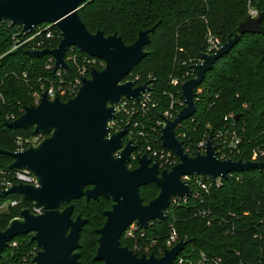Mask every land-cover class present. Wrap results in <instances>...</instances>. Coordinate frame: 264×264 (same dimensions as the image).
Returning <instances> with one entry per match:
<instances>
[{"label": "trees", "instance_id": "obj_1", "mask_svg": "<svg viewBox=\"0 0 264 264\" xmlns=\"http://www.w3.org/2000/svg\"><path fill=\"white\" fill-rule=\"evenodd\" d=\"M253 5L264 14V0H253ZM81 17L92 32L100 29L105 35H120L127 44L133 43L141 30L158 24L145 47L147 56L124 79H135L138 85L149 82L151 87L150 100L145 108L139 107V111L130 117L131 128L135 122L139 123L135 135L139 130L145 132L144 137L133 138L137 145L135 153H138L146 149L151 140L154 147H162L160 131L154 128L164 117V112L170 110L172 100H183L177 93L179 86H174L173 80L194 76L195 73L191 72L195 61L200 52L207 50V36L211 33L222 43L226 42L237 32L239 24L249 17V13L247 0H91L81 7ZM262 24L264 26V17ZM54 30L56 37L51 45L46 44L47 48L57 47L61 40L58 27L54 26ZM20 31L19 26L7 20L0 22V148L12 151L17 150L18 141L37 134L33 127L11 129L4 122L18 118L25 105L33 104V94L43 92L44 78H57L54 69L48 68L53 63L51 55L34 58L27 54L33 42L11 51L15 42L13 36L18 35L17 38L22 40ZM75 50L80 55H87L78 48ZM75 71L73 67L63 71V85L76 76ZM196 91V113L176 129L185 145L196 144L205 133L227 130L231 121H225L224 117L234 113L241 114L234 121L242 137V152L237 158L251 160L253 149H264L263 34L241 35L235 47L207 72ZM61 98L68 100L70 97ZM183 107L178 106L177 112ZM128 117L118 114L115 120L124 118L127 121ZM119 124L124 126L125 122ZM182 134H185L184 138ZM12 161L11 156L0 153V186L4 180H13L17 169H9ZM134 163L137 161H131V164ZM237 175L242 178L237 179ZM159 191L155 183H150L141 188V197L147 203ZM15 199L20 200L19 205L8 206L7 211L0 212V229L6 228L23 208L33 207L18 194L0 197V206ZM104 200L112 198L75 200L73 216L81 214L89 219L81 232L80 241L87 240L90 225L100 219L106 220L105 211L110 208H100ZM167 215L166 220L152 221L147 229L142 233L137 231L132 238L123 234L122 244L139 255L145 253L147 247L148 255L161 256L175 229L179 240L184 238L188 241L179 255L185 260L181 264H196L203 259V255L206 258L204 264H264V170L250 169L224 178L222 184L212 188L209 194L191 196L187 202L170 206ZM100 228L93 230L99 237ZM32 236V233L16 236L11 242L16 241L18 246H9L0 256V264H31L37 248V243L31 241ZM83 260L87 264H104L94 258L88 261L86 253ZM173 264H178V258Z\"/></svg>", "mask_w": 264, "mask_h": 264}, {"label": "water", "instance_id": "obj_2", "mask_svg": "<svg viewBox=\"0 0 264 264\" xmlns=\"http://www.w3.org/2000/svg\"><path fill=\"white\" fill-rule=\"evenodd\" d=\"M89 1L0 0V22L7 20L26 32L43 23L58 27L61 40L57 47L27 50L34 58L51 55L55 60L54 73L70 69L66 55L72 47L105 62L102 69L92 67L90 76L82 78L75 96L63 100L56 95L51 99L45 91L39 104L25 105L18 118L4 122L8 128L33 127L35 134L46 136L35 146L14 151L0 148V153L13 159L9 169H27L37 183L18 182L0 188V197L18 194L43 210L38 214L25 207L6 228L0 229V256L16 236L32 233L31 241L38 247L34 257L37 264H84L79 252L80 236L89 219L81 214L73 218L72 201L106 197L114 203L105 211V223L98 229L100 237L94 259L104 264H173L188 244L184 238L157 256L139 255L122 244V236L134 222L147 229L151 221L166 220L174 197L192 195L191 184L184 179L186 175L204 174L216 179L227 178L230 172L264 170V160L219 158L211 137L205 152L197 151L192 156L185 152L184 142L176 132L184 120L196 113V90L217 60L235 47L241 35H264V14L249 16L241 22L237 32L214 54L199 53L202 62L195 65L196 75L181 85L185 106L174 119L164 117L166 123L161 128L162 145L175 152L179 162L161 169L157 161L144 153L138 156V165L130 168L137 146L132 140L125 144L129 126L111 133L110 123L116 119L117 107L125 97L139 101L151 88L149 82L137 85L135 80L124 79L147 56L145 47L158 24L141 30L136 40L127 44L120 35L88 29L81 17V7ZM240 117L241 114L235 115V119ZM150 183H155L160 191L145 203L140 189Z\"/></svg>", "mask_w": 264, "mask_h": 264}, {"label": "built area", "instance_id": "obj_3", "mask_svg": "<svg viewBox=\"0 0 264 264\" xmlns=\"http://www.w3.org/2000/svg\"><path fill=\"white\" fill-rule=\"evenodd\" d=\"M247 4H248L249 16L257 17L260 14V12L253 5V0H247ZM17 26H19V25H17ZM54 26H56V25L50 24V23H43V24L36 26L32 32H26L23 30L22 26H19L22 29V31H20L18 33L19 34L22 33V40L17 38L18 35H14L13 38L15 39V42L11 48V51L19 48L21 45H24V44H27L30 42H33V45L31 48L33 50H39V49L47 48L46 44L51 45L53 43L54 38L56 37V35L54 33L55 32ZM222 45H223V43H222L221 39L210 33L207 36V50L205 52H207L209 54H214L217 50L220 49V47ZM75 48L76 47H72L67 52L66 60L68 61V63H70V62L75 63L79 59V55L72 54V52H73V50H75ZM83 58L86 61V65L81 66V67L78 66V68L80 69V72H81L78 76L76 75L72 80H70L65 85H63L64 84L63 82L65 80L63 78H61L57 87L53 88L54 84H52L48 89L45 90L48 92L51 99H53L56 95L69 96L70 98L75 96V94L78 92L79 88L82 85V78L85 77L87 73L90 74L91 68L96 67L95 66L96 62L99 60V61H101L102 65L105 64V62L103 60H101L97 57H93L89 54L83 55ZM51 61L53 63L49 64L48 68L54 69L55 60L53 57H52ZM200 62H202V60L199 57L194 63V66H193V69L191 72L192 74L195 73L194 76L196 75L195 65L200 63ZM63 71L66 72V71H68V69H60L55 73L61 74ZM189 75H190V73L187 72V76H189ZM24 76L26 77L27 74H24ZM184 77H186V75ZM184 81H185L184 79H179V78L173 80L174 86H179V90L177 91V93H179L180 95H181V85ZM42 93L43 92H35L33 94V104H39L40 103L41 98H42ZM150 96H151V94H150V91L148 90L142 94L139 101L136 99H128L125 97L122 100V102L118 105L116 114L117 115L118 114H120V115L125 114L129 117H128L127 121H125L124 118H121L120 120H113L112 122L113 123H118V122L124 123L125 122L124 126H123V124H119L118 130L123 129L126 125L129 126L128 134L125 136V144L129 140H132V142H133V138H135L137 140L136 136H140V137L145 136V132L143 130H139L137 132L138 134L135 135V133H136L135 129L139 126V123L135 122L133 124V128H131L130 117H132V115L135 112L139 111V107L145 108V104H147L149 102ZM0 97H2L1 92H0ZM181 97H182V95H181ZM173 98H174V95H173ZM196 101H197V99H196ZM183 105L185 106L184 99L183 100L174 99L173 100V114L170 115L167 112L166 114H164V117L174 119L177 116L176 113L177 114L179 113V112H177L178 106H183ZM23 111H24V108H23ZM13 117L14 116H12V118ZM164 117L160 121L157 122V127L154 128L155 130L159 129L160 136H161V128L166 123ZM8 120L11 121L14 119H8ZM224 120L229 121V122L231 121V127H229L227 130L219 129V130H216L215 132L205 133L204 136L196 144L189 143V144L185 145V143H184L185 152L192 155V156L195 155L197 153V151H201L202 153H204L208 139L211 137V139L213 140V143L215 145L216 153H217L219 158H221V159L232 158L234 160H238L237 156L240 155L242 152L241 148H240V145L242 143V137L234 125V121H236L235 114L231 113V114L225 116ZM181 125H182V123L178 127H180ZM177 136L180 140H182L180 138V135L177 134ZM182 137L184 138L185 134H182ZM156 140H157V138L154 139V141H156ZM159 140H160V138H159ZM29 142H30V140H27V139L24 141H22V140L18 141V148L17 149L26 148L27 145L32 146L33 143L31 145V144H29ZM160 142H161V140H160ZM161 145H162V143H161ZM144 153L148 154L152 158L153 161H157L159 163L161 169L171 168L172 166H174L175 164H177L179 162V157L176 155L175 152H173L171 149L165 148L163 145H162V147H154L152 144V140L149 141V143H147L146 149H141V150H139L138 153H135V151H134L132 153V160L137 161L138 156L142 155ZM252 153H253L252 154L253 157L251 159L252 161L264 160V149L258 147V148L253 149ZM129 165H131V164L129 163ZM235 173H241V172H230L228 174V177L235 176ZM12 177H13V180H11V179L4 180L1 183L0 188H9L10 186H12L13 184L18 183V182H25V183L37 185L34 175L32 174V172H30L27 169H17ZM236 178L241 179L242 176L237 175ZM184 179L189 181V183L191 184V187L193 189L191 196H195V197H200L202 193L203 194L204 193L209 194L211 192L212 188H214L215 186H220L224 180V178L220 177V176L217 177L216 179H214V178H212V176L204 175V174H197V175H190V176L186 175V176H184ZM191 196L174 197L172 200L171 206H175L176 204H178L182 201L187 202L188 198ZM19 203H20V200L15 199V200H12L9 203H7V207L8 206L15 207V206L19 205ZM32 210L38 214L43 212L42 208L36 207V206H33ZM203 214H205V212H203ZM139 230L141 231V233L144 231V229L140 228V226L137 224V222H134L130 227H128V229L124 232V234L126 235L127 238H132L135 236V234ZM178 241H179L178 233L175 229H173L170 237L168 238V240L166 242L167 248L173 247ZM9 246L16 247V246H18V243L16 241H13V242H10ZM145 250H146L145 253L148 255L149 248L146 247ZM37 251H38V247L33 252V257H32L33 262L31 264H37L34 261V257L36 255ZM177 258H178V264H181L185 261L183 257L178 256ZM177 258L175 259V261L177 260ZM202 258L203 259L201 261L197 262L196 264H204V261L206 260V258L204 255L202 256ZM24 261L27 262V259L24 258Z\"/></svg>", "mask_w": 264, "mask_h": 264}, {"label": "rangeland", "instance_id": "obj_4", "mask_svg": "<svg viewBox=\"0 0 264 264\" xmlns=\"http://www.w3.org/2000/svg\"><path fill=\"white\" fill-rule=\"evenodd\" d=\"M56 34V31L54 32ZM72 54L74 55H79V59L73 63L71 62L72 64L70 65V67H73V69L75 68V72H76V75L78 76L81 72H80V69L78 68V66H84L86 65V61L84 60L83 58V55H80V53H78L76 50H73ZM70 64V63H69ZM95 66L99 69H102L104 65H102L101 61H97ZM65 75L64 72H62L61 74H56V77L57 78H52V77H47V78H44L43 79V86L44 87H48V85H51L52 83H55L54 84V87H57L58 85V81ZM86 76H90L89 73L86 74ZM41 85V86H42ZM43 87V92L46 90L44 89ZM50 87V86H49ZM40 89V88H39ZM169 113L170 115L173 114V100H172V103H171V106H170V110L166 112H164V114L166 113ZM111 133L115 132V131H118V125L117 123H113L111 122ZM45 138V136H43L42 134H37V136H34L32 138H29L27 140H30L29 144L32 145L33 143V146L37 145L41 140H43ZM133 161V160H132ZM137 164V163H136ZM133 166H136L135 163L132 164ZM101 207L100 208H104V209H111L112 205H113V201L112 200H104L101 202ZM8 208H7V203L3 204L0 206V212H4V211H7ZM105 223V220H99L98 223L94 224V225H90L88 227V233H87V240H81L80 243H81V246H82V249L80 247L79 249V252L81 254V261L84 263V264H87L85 263V261L83 260V255L86 253L87 256H88V261H93V258L94 256L96 255V251H97V247H98V238H99V235H97L96 233L93 232V230H95L96 228H100L103 226V224ZM84 246V248H83Z\"/></svg>", "mask_w": 264, "mask_h": 264}, {"label": "flooded vegetation", "instance_id": "obj_5", "mask_svg": "<svg viewBox=\"0 0 264 264\" xmlns=\"http://www.w3.org/2000/svg\"><path fill=\"white\" fill-rule=\"evenodd\" d=\"M136 146H137V145H136ZM130 164H131V162H130ZM135 165L137 166V165H138V162H137V164H135ZM129 166H130V168H135V167H136V166H133L132 164L129 165ZM142 187H143V186H142ZM142 187H141V188H142ZM140 193H141V189H140ZM83 198H85V197H83ZM86 200H87V199H86ZM72 203L75 204V200H73ZM113 203H114V202H113ZM63 207H65V205H63L62 208H63ZM111 208H112V207H111ZM74 209H75V208H74ZM73 214H74V212H73ZM83 217H84V216H83ZM73 218H76V217L73 216ZM85 218H86V217H85ZM151 222H152V221H151ZM151 222H150V223H151Z\"/></svg>", "mask_w": 264, "mask_h": 264}]
</instances>
